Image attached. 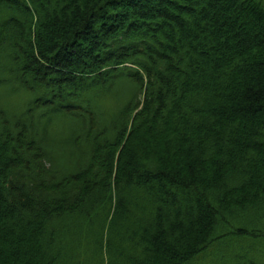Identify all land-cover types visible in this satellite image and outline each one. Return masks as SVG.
<instances>
[{"label": "trees", "instance_id": "1", "mask_svg": "<svg viewBox=\"0 0 264 264\" xmlns=\"http://www.w3.org/2000/svg\"><path fill=\"white\" fill-rule=\"evenodd\" d=\"M0 264H264V0H0Z\"/></svg>", "mask_w": 264, "mask_h": 264}]
</instances>
